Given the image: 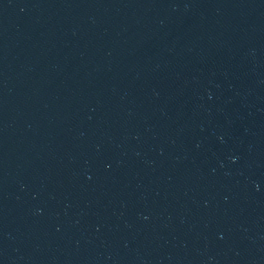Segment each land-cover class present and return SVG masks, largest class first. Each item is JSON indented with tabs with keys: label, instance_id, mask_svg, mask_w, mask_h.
<instances>
[{
	"label": "water",
	"instance_id": "1",
	"mask_svg": "<svg viewBox=\"0 0 264 264\" xmlns=\"http://www.w3.org/2000/svg\"><path fill=\"white\" fill-rule=\"evenodd\" d=\"M0 264H264V0H0Z\"/></svg>",
	"mask_w": 264,
	"mask_h": 264
}]
</instances>
